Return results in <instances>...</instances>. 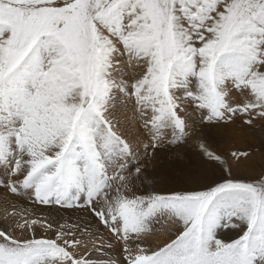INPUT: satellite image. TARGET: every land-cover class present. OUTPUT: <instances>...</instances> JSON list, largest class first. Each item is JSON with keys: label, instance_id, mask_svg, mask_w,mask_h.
Segmentation results:
<instances>
[{"label": "snow or ice", "instance_id": "obj_1", "mask_svg": "<svg viewBox=\"0 0 264 264\" xmlns=\"http://www.w3.org/2000/svg\"><path fill=\"white\" fill-rule=\"evenodd\" d=\"M245 132L264 0H0V264H264Z\"/></svg>", "mask_w": 264, "mask_h": 264}, {"label": "rangeland", "instance_id": "obj_2", "mask_svg": "<svg viewBox=\"0 0 264 264\" xmlns=\"http://www.w3.org/2000/svg\"><path fill=\"white\" fill-rule=\"evenodd\" d=\"M246 133L247 132L234 134L229 138L218 140L217 143L214 145V147H216L220 151H223L226 148H231L233 150H247L252 153L251 158L246 160L245 163L241 165V174L244 173V170L259 171L260 168L264 167V154H262L261 151L257 150L259 148L257 139H249L248 137L253 135L252 133ZM243 134L246 135L243 136ZM260 136L261 134L258 136V138ZM242 138L244 139V141ZM3 181V179H0V182Z\"/></svg>", "mask_w": 264, "mask_h": 264}, {"label": "bare ground", "instance_id": "obj_3", "mask_svg": "<svg viewBox=\"0 0 264 264\" xmlns=\"http://www.w3.org/2000/svg\"><path fill=\"white\" fill-rule=\"evenodd\" d=\"M193 133H194V135H198V134H199L197 131H195V129H194ZM246 134H248V133H246ZM246 134H243V136L246 135ZM260 134H261V132H260L259 128H257V129L255 130V136H256V138H258V136H259ZM239 137H240V136H239ZM248 138H249V139H253V136H250V137H248ZM242 139H243V138H242ZM242 139H241V140H242ZM243 141H244V139H243ZM0 179L5 180V175H4V173H3L2 171H0ZM6 195H8V194H6V193L4 192L2 186H0V217H2L3 214H4L3 210H4L5 206H6V204H5V200H4V197H5ZM8 198H9V200H11V201H13V202H14V200H15V198H13V197H11V196H9ZM9 211H11L10 206H9ZM35 211H36L37 215H39V216H45V215H48V213H49V210L46 209V208H44L43 206H36ZM54 214H55V213L53 212V215H54ZM62 215H64L65 217H67V216H71V218H72V220H73L74 222H75V220H76V215L73 214V213H71V210H70L69 212L62 213ZM165 239H166L165 234L161 232V233H158V234H156V235H153V236L149 237V238H148V241H149V243H153V244H155V243H162Z\"/></svg>", "mask_w": 264, "mask_h": 264}]
</instances>
